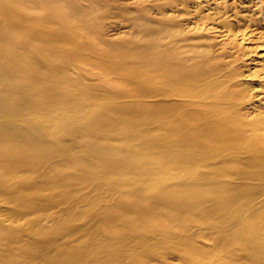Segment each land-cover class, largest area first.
Segmentation results:
<instances>
[{"label":"bare ground","instance_id":"6f19581e","mask_svg":"<svg viewBox=\"0 0 264 264\" xmlns=\"http://www.w3.org/2000/svg\"><path fill=\"white\" fill-rule=\"evenodd\" d=\"M0 264H264V0H0Z\"/></svg>","mask_w":264,"mask_h":264}]
</instances>
